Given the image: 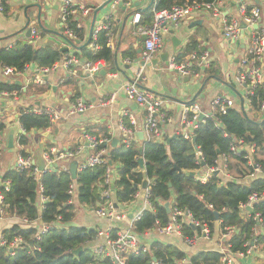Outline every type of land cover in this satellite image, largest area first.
I'll return each mask as SVG.
<instances>
[{"label":"trees","instance_id":"16d2710c","mask_svg":"<svg viewBox=\"0 0 264 264\" xmlns=\"http://www.w3.org/2000/svg\"><path fill=\"white\" fill-rule=\"evenodd\" d=\"M8 1L0 0L1 12L7 13ZM213 2L215 0H156L155 6L157 9H169L174 5H202ZM141 16L145 20L151 19V9L147 8ZM78 24L79 21L69 15L64 22V29L70 30L76 39L82 40L83 30ZM108 35V31L104 29L98 33L96 42L99 49L94 54L86 46L80 48L87 61L94 64L100 59L108 61L111 58V51L107 47ZM197 50L199 49L193 39L183 50L175 53L176 59L180 61L189 52ZM61 54L55 47H39L27 39L11 47H0V69L8 67L14 74H21L30 64L39 68L50 67L61 58ZM125 54L132 57L135 51H127ZM206 72L203 85L211 75L216 76L210 67ZM14 91L17 95L20 94L21 86L7 80L0 81V93L10 94ZM194 99L186 104L195 103ZM263 100L262 88L256 87L249 104L253 114L260 111ZM28 108L30 107L20 108L18 115V124L25 130V134H19L16 140L22 147L19 150L22 158L30 156L32 133L44 132L50 126L46 115L26 112ZM215 117L203 118L194 130L197 148L192 141L177 134L168 142L169 137L166 136L163 141H143L142 146L135 142L126 146L123 142L120 147L114 146L106 150L103 157L110 162L113 171L111 176L114 188L111 195L115 203H129L135 197L137 185L145 177L151 180L148 198L150 209L144 210L141 217L134 222L135 233L143 234L157 225H165L172 210L177 208L188 212L193 219L205 222L209 236H213L216 231L217 239L226 227L233 228L232 233L225 238L232 253L245 252L244 243L253 239L256 246L264 249V232L257 231L259 227L264 229V200L255 203L248 214L242 215L240 210V204L245 203L251 193L264 190V119L249 120L235 108H229L225 114H217ZM123 125L126 128L132 127L129 122H124ZM5 129L4 115L0 114V132ZM86 132L95 135L89 130ZM102 136L110 138L106 130L102 131ZM239 138L253 144L254 150L233 154L230 145L233 139ZM50 146L48 143L45 150ZM77 147L78 144H75L69 150L74 152ZM102 147L104 145H98L95 150ZM199 153L203 165L199 162ZM221 155L227 156L225 171L230 178L224 181L220 173H212L201 182L195 175H190V172L213 166ZM138 157L144 160L142 170L138 168ZM248 158L252 164H249ZM254 164L260 172L255 171ZM63 165L64 163L58 162L56 167L41 172L38 177L33 174L34 165L14 167L2 174V183L8 182V188L3 185L0 187L3 194L2 214L19 217L28 223L38 220L48 226V229L39 239H34L37 233L34 226L14 224L4 229L2 237L7 243L15 238H19L21 243L12 248L13 254H10L8 244H0V264H112L109 259H94L87 251L86 245L96 237V229L71 225L76 204L67 203L68 187L74 183L77 204H89L93 209L98 208L104 201L101 191L108 188L105 178L109 163L82 168L74 180L68 168H62ZM172 194L174 198H171ZM41 196L47 199L43 203L39 201ZM166 202L170 203L169 211L164 207ZM214 212H218V219ZM256 213L259 214V221L254 220ZM199 231L200 228L187 222L182 223L181 232L185 238H193ZM78 247H83V251L75 255L73 250ZM153 257L159 264H220L222 254L218 250H206L187 258L184 252L173 245L153 242L149 246V252L126 253L125 264H150ZM184 258L187 259L186 262H182Z\"/></svg>","mask_w":264,"mask_h":264},{"label":"crops","instance_id":"0c3cea01","mask_svg":"<svg viewBox=\"0 0 264 264\" xmlns=\"http://www.w3.org/2000/svg\"><path fill=\"white\" fill-rule=\"evenodd\" d=\"M104 1L106 0H73L77 10L74 18L79 21L78 26L83 30V39L78 40L74 37L72 41L75 43L78 41L76 45H81L87 40L93 20L94 27L105 24L108 26V29L104 30L109 33L107 47L111 51V58L108 61L100 59L94 63L96 69L91 76L84 73L82 69L84 62H87V60L82 55L80 48H74L63 38L66 34L61 21L60 0H9L7 13L0 12V36L2 37L0 39V47H8L9 44L13 46L17 42H24L29 39V37L25 36V29H23L27 18H29V26L38 32V38L33 44L39 47L49 45L66 48V51L62 52L61 58L53 64L54 68L45 76H42V83L34 81L37 74L36 68H38L34 64L28 65L21 74H5L0 69V81L7 80L11 83H18L19 81L20 84L18 85L21 86V93L18 95L16 91L10 94L6 92L0 93V114L4 115L6 124V129L0 136L2 147V152L0 153V187L3 185L2 174L16 167L20 157L19 150L22 147L16 141L20 128L18 124L20 108L50 106L64 114L58 122L50 123V126L44 132L34 131L35 133H32L29 151L33 160H36L37 155H41L43 159L42 155L48 143L51 144L49 148L58 151L69 150L71 146L78 144L77 150H75L77 153L72 159L77 160L78 172L84 168L82 166L84 160L94 151L90 145H86L88 143L87 136L104 138L102 131L106 130L110 136V138H104L108 140L107 145H105L106 150L114 146L120 147L126 136L120 130L119 125L121 122L122 125L124 122H129L132 125V120L135 123L133 128L136 129L135 141L133 142L138 146H142L144 141L142 125L145 111L128 97L124 87L127 82L133 79L135 70L141 66H143L144 80L140 86L154 93L163 102L161 111L165 115V120L159 124L160 141H163L166 136L172 138L177 135L182 106L194 98L202 110L206 111L209 109L211 100L215 95H223L232 100V108L241 112L243 110L249 119H264V110L253 114L245 98L244 88L238 85L235 80L239 70V58L246 52L250 29L246 28L243 30L236 40L229 41L222 36L223 21L225 19L228 21L233 19L241 21V15L238 10L239 3L249 7L257 5L261 12L260 23L264 28V0H218L219 2L215 4L214 8H201L200 12L192 13L172 30V34L164 36L161 51L156 53L153 58L164 51H168L169 55H175L178 51L183 50L193 39L196 41V48L199 49L197 52L207 51L209 54L208 66L202 71L201 78L195 79L188 76L189 80L186 82H184V77L187 75L181 76L176 71L165 68L163 62L155 66L140 63L142 61L141 51L138 53L137 50H142V38L136 34L135 25L131 22V17L136 12L141 15L146 11L150 0H123L114 9L108 4L95 12L96 8ZM136 1L138 2L137 4L135 3ZM35 3L41 5L39 13L41 26L37 23L38 8L33 6ZM24 7H27V16L24 15ZM149 8L151 9V6ZM83 9H86L87 12L83 13ZM189 17H192L193 21L201 20V23L193 24ZM150 21V18L145 20L142 16L140 17L141 24H148ZM252 28L255 29L253 26ZM173 35L180 40L175 49L171 40ZM86 49L91 52L87 45ZM131 50L135 51L134 56L130 57V55L125 54L127 51L130 53ZM70 53L78 56L79 63L65 68L61 60L64 55ZM91 54L93 53L91 52ZM258 65L261 67L264 83V55ZM209 67L216 73V76L211 75L203 85V77L207 74L206 70ZM100 68L104 73H100ZM77 99L84 101L88 108L82 113L66 116ZM101 100L111 101L107 105H102L100 104ZM122 110H127L131 118H122L120 116ZM11 129L14 130L13 148L8 151L7 142ZM86 130L93 132L95 135H89ZM139 133L142 134L141 139ZM112 139H117L114 146H110ZM220 159H222L221 156H219ZM67 168L69 171V163H67ZM138 168L139 170L143 169ZM220 175L224 181L228 179L224 174ZM144 179L148 180L146 177ZM110 181L108 188L112 192L114 188V186L111 188L112 176H110ZM149 181L151 182L150 179ZM141 185L142 183L137 185L138 190L132 201L126 204L115 203L118 211L125 214V218L112 221L99 218L95 213V209L89 204H77L75 193V202L73 204H76V209L71 225L96 229V237L86 245L88 252H90L93 245L103 242V238L97 236V230L111 227L110 231L112 235H115L128 227L132 215L142 210L144 188ZM41 197L40 203L42 202ZM171 198H174V194H172ZM14 224H19L23 227L34 226L37 231L42 226V223L38 220L28 223L19 217L1 214L0 243L1 239H3L2 231ZM257 231L263 233L264 229L259 227ZM138 235L141 243L149 246L153 242L170 244L184 252L187 258L201 251L216 250L217 242L220 238L217 239L218 234L215 231L214 235L209 238L199 237L187 243L183 236L179 234L166 236L159 234L154 228ZM20 243L21 240L16 246ZM233 264H264V249L256 246L251 253L244 256H236Z\"/></svg>","mask_w":264,"mask_h":264},{"label":"built area","instance_id":"2783aa9c","mask_svg":"<svg viewBox=\"0 0 264 264\" xmlns=\"http://www.w3.org/2000/svg\"><path fill=\"white\" fill-rule=\"evenodd\" d=\"M123 0H110L109 5L112 9L115 6L122 2ZM219 1L215 0L213 3H205L202 5L191 4L178 6L174 5L171 8H161L157 9L155 4L156 0H153L151 5L152 17L151 21L148 24H141L140 22V13L136 12L131 17V22L135 25V32L142 38V50H141V60L143 64H146L151 61L153 56L161 51L162 43L164 36L170 34V31L175 29L179 23L190 16L192 13L200 12L201 8L209 9L214 8L215 4ZM61 7V21L64 25L67 16H74L77 12L73 0H60ZM242 3H239L238 10L241 15V21L246 24L245 30L250 29V34L248 37V43L246 52L239 58V70L235 76V80L238 85H241L245 90V98L247 103L250 104V98L253 95L254 89L256 87H261L264 92V83L262 80V70L258 65L259 61L264 55V28L261 25V12L257 5H252L249 8ZM2 7L0 4V12ZM87 10L83 9V13H86ZM253 24H257L255 29L252 28ZM102 29H108V26L105 24L103 26L93 27L91 33V39L89 44H87L88 49L94 54L98 49L99 45L96 42L97 35ZM242 28L240 27V21L238 19H233L228 21L225 19L223 21L222 36L224 39L232 41L236 40L237 37L241 34ZM67 38L71 41L74 39V35L70 30H64ZM38 38V32L36 29L31 28L30 32V42L34 43ZM11 47V44L8 45ZM209 54L207 51L189 52L182 60L178 61L176 55L171 54L167 58V67L169 70L176 71L181 76L187 75L190 78L199 79L202 76V71L208 66L209 63ZM62 65L65 68H69L71 65H77L79 63V58L76 54L70 53L63 56ZM54 66L50 67H41L36 68V75L34 81L37 83L43 82V77L45 76ZM84 73H87L88 76H91L95 71L96 67L93 63L87 61L84 62L82 67ZM5 74H14L11 68L5 67L2 69ZM144 80L143 76V66L137 68L134 72V77L129 82L126 83L125 91L128 97L134 100L139 106H141L145 111L144 122L142 125L144 141H160V127L159 124L164 122L165 115L161 111L163 105L162 100L156 96L154 93L143 89L140 84ZM111 100H101L100 104L107 105ZM233 102L230 98L223 95H215L211 100L210 107L208 110H202V108L195 102L193 104H184L182 106L180 114V126L177 131V134L181 135L183 138L192 140L194 135V130L197 128L198 124L203 120H199V114L203 113L204 118L212 117L215 115L225 114L229 108H232ZM88 108V105L80 99H77L75 103L71 106L66 116L82 113ZM260 110H264V100L260 104ZM26 112L35 114V115H46L49 118L50 123H56L64 116L57 109L50 106H32L25 110ZM122 118L128 117L131 118V115L127 110H122L120 112ZM134 121L132 120V127L126 128L124 125H119L121 131L125 134V145L128 146L131 142L135 141V128H133ZM135 127V126H134ZM19 134H25V130L21 127L19 128ZM130 136V137H129ZM87 142L93 148V152L84 160L82 166L90 167L95 165H104L107 162V159L103 157L106 153V146L108 140L104 138H95L94 136H87ZM98 145H104L100 149L95 147ZM197 148V147H195ZM230 150L233 154H240L242 152H251L254 150V145L251 143L245 142L242 138L233 139L232 144L230 145ZM248 152V153H249ZM77 151H58L52 148H48L43 153V160L45 162L44 170H51L54 167V164L57 165L58 162L64 163L62 166L63 169H67V163L72 160ZM51 155V156H50ZM249 157V156H248ZM219 160L215 161V164L211 167L201 169L194 172V175L201 182H204L212 173L224 174V176L230 178L228 172L225 171V165L227 156L221 155ZM199 162L202 160V157L198 156ZM249 164H252L250 158ZM34 165L33 174L39 176L41 173L35 160L31 158V155L22 158L19 157L16 167H30ZM255 171H259L257 165H253ZM106 178L105 182L108 184L110 181V176L112 171L111 165L109 164L106 168ZM8 182L3 183L4 188H8ZM150 184L149 179L147 180V186L143 189V204L142 210L132 215L129 220L128 227L122 231L112 235L111 227H107L104 230H97V236L103 238L101 244L93 245L90 249V254L94 259H109L112 264H125V254L128 252L135 253H146L149 252V245L141 243L138 239V234L134 232V222L137 221L144 210L150 209L148 198L150 196ZM69 199L67 203L72 204L75 202V184L71 183L68 187ZM101 196L104 197V201L95 209V213L99 218L107 219L109 221L119 220L125 218V214L119 212L115 202L112 199L111 191L109 188H105L101 191ZM42 202L46 201L45 197H41ZM260 200H264V190L260 192H253L248 196V199L245 203L240 204V210L242 215L248 214L252 211L253 205ZM2 205H3V194L0 192V215L2 214ZM247 207L250 208V211L247 210ZM254 220H260L259 214L254 215ZM25 221V220H24ZM183 222H187L195 228H200L199 234L193 236V238H185L181 232V226ZM48 229V226L42 224L37 233L35 234V239H39L42 234H44ZM156 232L166 236L173 234H179L183 236L187 243L194 241L199 237L209 238V229L205 222L193 219L188 212H183L177 208H174L169 216L168 222L161 226L157 225L155 228ZM233 228L226 227L225 231L221 233L220 238L217 242V249L221 254V263L220 264H233L236 256H244L253 251L256 248L254 239L250 242H245L244 246L246 247L245 252L232 253L228 243L225 242L227 238L233 231ZM20 242L19 239L15 238L10 242H6L4 239H1L0 244H8L10 254H13L12 248ZM187 259H182V262H186ZM89 264H100L97 262H92ZM150 264H159L157 260L150 261Z\"/></svg>","mask_w":264,"mask_h":264},{"label":"water","instance_id":"95a60500","mask_svg":"<svg viewBox=\"0 0 264 264\" xmlns=\"http://www.w3.org/2000/svg\"><path fill=\"white\" fill-rule=\"evenodd\" d=\"M109 1H110V0H106V1H104L101 5L98 6V8H96L95 12H97V11H99L100 9L104 8L105 6H107L108 3H109ZM152 2H153V0H150V3H149V5H148L147 8H149V7L152 5ZM135 3L137 4L138 2L136 1ZM33 6H35L36 8H38L37 23H38L39 26H41V23H40V16H39V13H40V11H41V5L38 4V3H35V4H33ZM26 10H27V7H24V15H25V16H27ZM94 15H95V13H94ZM189 20H190L191 23H193V24H196V23L199 24V23H201V20L193 21V18H192V17H189ZM29 22H30V19L27 18V20H26V22H25V24H24V27H23V29H25V36H26V37H29V36H30V32H31V26H29ZM93 27H94V20H93V22L91 23V26H90V29H89V36H88L87 40H86L83 44H81V45H76V43H77L78 41H76V43H75V42H72L71 40H69V39L67 38V36H63V38L66 40V42H68V43H69L70 45H72L74 48H78V49H79V48L84 47V46H86L87 44H89L90 39H91V33H92V30H93ZM240 27L242 28V31H243V29L246 27V24L243 23L242 21H240ZM253 27L256 28V27H257V24H253ZM172 32H173V31L171 30V31H170V34H172ZM141 38H143V37H141ZM139 39H140V38H139ZM171 40H172V42H173L174 49H175V48L177 47V45L180 43V42H179L180 40L177 39L176 36H174V35L171 37ZM51 43H52V42H51ZM55 48L58 49L60 52H65V51H66V48H59L58 46H55ZM140 51H141V49H138V50H137L138 53H140ZM168 56H169V52H168V51H164V52L160 53L158 56L152 58L151 61L148 62L147 64H148V65L151 64V65H153V66H155L156 64L161 63V62H163L164 64H167V58H168ZM136 61H138V59H136ZM140 63L143 64V61H140ZM99 67H100V66H99ZM100 73H104L103 70H102L101 68H100ZM188 80H189V77H188V76H185V77H184V82H186V81H188ZM16 83H17V82H16ZM17 84H20V82L18 81ZM242 113H243V115H244L247 119H249V118L247 117L246 113H245L243 110H242ZM212 117H213V118H216L215 116H212ZM203 118H204V114H203V113H200V114H199V120H202ZM249 120H250V119H249ZM2 134H3V133L0 132V135H2ZM13 135H14V130L11 129V130L9 131L8 142H7V149H8V151H11L12 148H13ZM139 137H140V139L142 138V134H141V133H139ZM173 137H175V135H174ZM170 139H171V138H168L167 142H168ZM116 141H117V139H112L111 142H110V146H114V145L116 144ZM192 143H193L194 147H196V145H195V135H193V137H192ZM86 145L88 146L89 143H86ZM141 150H142V149H140V151H141ZM137 162H138V164H139V167H140V168H143V166H144V160H143V158H142V157L138 158ZM35 163H36L37 168H38V170H39L40 172H44V171H45V170H44L45 162L43 161L41 155H37L36 160H35ZM108 163H110V162H108ZM200 164L203 165V161H202V160L200 161ZM77 165H78V164H77V160H72V161L69 162V173H70V176H71V178H72L73 180L76 179V177H77ZM16 166H17V164H16ZM56 166H57V165L54 164V167H56ZM190 175H194V172H190ZM146 184H147V180L144 179L143 182H142V185H141L142 188H145V187H146ZM111 188H113V184H111ZM115 205L117 206V204H115ZM164 207L166 208L167 211H169V202L164 203ZM247 210L249 211L250 208L247 207ZM214 215H215V218L218 219V212H214ZM81 251H83V248H82V247H78V248H76L75 250H73V253H74L75 255H78ZM153 260H155L154 257H153Z\"/></svg>","mask_w":264,"mask_h":264},{"label":"rangeland","instance_id":"374dc122","mask_svg":"<svg viewBox=\"0 0 264 264\" xmlns=\"http://www.w3.org/2000/svg\"><path fill=\"white\" fill-rule=\"evenodd\" d=\"M164 66H165V68H167V69H168V67H167V65H166V64H165Z\"/></svg>","mask_w":264,"mask_h":264}]
</instances>
